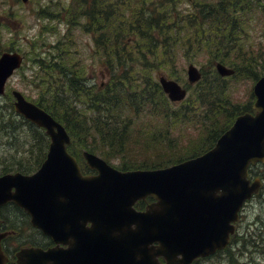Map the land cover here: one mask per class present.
Instances as JSON below:
<instances>
[{"label": "trees", "instance_id": "trees-1", "mask_svg": "<svg viewBox=\"0 0 264 264\" xmlns=\"http://www.w3.org/2000/svg\"><path fill=\"white\" fill-rule=\"evenodd\" d=\"M73 1L65 16L72 23L86 15L84 27L98 33L96 43L111 68L107 81L98 87L84 80L68 36L49 55L34 57L35 101L64 124L73 155L87 149L121 169L162 167L206 151L238 114L253 111L252 93L240 103L230 88L264 74V0H100L91 6ZM178 57L201 62L202 77L194 85L184 82L188 96L171 102L153 72L167 68L168 76L184 79ZM217 61L234 74L220 76ZM19 121L27 123L32 142L26 140L28 149L16 150L0 165L29 172L45 158L48 138L41 128ZM13 123L6 118L0 135ZM8 134L16 139L14 131ZM84 170L90 171L85 165ZM13 209L4 223L22 228L21 210Z\"/></svg>", "mask_w": 264, "mask_h": 264}, {"label": "water", "instance_id": "water-1", "mask_svg": "<svg viewBox=\"0 0 264 264\" xmlns=\"http://www.w3.org/2000/svg\"><path fill=\"white\" fill-rule=\"evenodd\" d=\"M21 60L16 52L0 57V93ZM216 67L221 75L233 73L221 63ZM200 75L189 64V81ZM160 81L171 100L185 97L186 88L177 81L164 77ZM13 93L16 111L45 127L51 141L37 171L0 176V204L15 200L30 212L34 225L56 240L87 246L89 256L94 261L100 258L99 263L157 264L154 256L163 253L167 264H187L200 253L223 247L241 205L260 185L258 179L250 181L248 167L264 161V75L253 86L255 112L238 115L203 154L165 168L120 171L84 151L87 163L97 170L92 175H83L66 150L70 136L64 126L19 91ZM148 194L157 201L136 211L135 200ZM4 235L0 233V240ZM155 240L160 247L149 245ZM69 254L70 249L25 248L18 252V264H47L43 256L59 264ZM5 260L0 246V264Z\"/></svg>", "mask_w": 264, "mask_h": 264}, {"label": "rangeland", "instance_id": "rangeland-1", "mask_svg": "<svg viewBox=\"0 0 264 264\" xmlns=\"http://www.w3.org/2000/svg\"><path fill=\"white\" fill-rule=\"evenodd\" d=\"M49 0H31L26 5H21L17 3L16 0H0V10L2 9L5 14H8L9 17L0 18V21H5L6 24L10 26L11 31L4 30L6 34V38L1 39L5 40L10 37H15L14 47L18 50H22L29 54L31 50V39L37 36V30L41 24V19H38L35 15L36 8L40 6H45ZM12 7L16 11V16L13 17L10 13ZM55 34L50 35V40L55 41ZM80 42V47L83 52L84 57L88 60L89 66L94 73L92 77H94L96 83H101L104 80L107 81L108 76L104 73L100 72V66L97 65L93 60L90 59L91 51H92V41L86 35H80L78 37ZM45 50V47L41 48ZM70 51L73 53V48H70ZM153 59V58H152ZM203 60V63H205ZM189 61L187 59H182V57H178L177 65L180 69L183 70V78L178 79L182 84L187 82L186 80V67ZM199 68L202 69L201 62H193ZM162 73L167 75V68H164ZM36 72L35 65L31 61H27L22 71H18L14 73V75L9 79L8 87L18 88L23 91L30 98L36 99L38 97V90L35 88H31L30 77L34 75ZM159 72H153V75L157 76ZM25 74V75H23ZM139 74V73H138ZM253 82L247 80H238L233 83L230 88V92H232L233 100L239 101L240 103H244L249 100L250 93L252 92ZM251 100V99H250ZM11 100H8L4 96H0V117L3 115V119L0 118V126L4 124L6 118L14 119V123L12 125H8L3 130L4 135H0V160L8 159L13 154H17L16 150H26L29 148V145L26 144L28 140L32 142V135H29L30 129L27 128L26 125H22L23 122L19 121V119L12 114L10 110ZM15 127V128H14ZM16 135V139L10 138L9 134L6 136V132H12ZM31 137V139H30ZM27 140V142H26ZM30 144V143H29ZM20 156V154H18ZM115 161V160H112ZM117 164V163H114ZM2 165H0V170H2ZM254 173L263 175L264 174V164L259 165L258 167L253 168V176ZM241 220L238 223L237 235L242 240H246V238L251 237L255 240V243L259 242L262 250L264 251V188L261 192V195L255 196L251 201L247 202L242 211H241ZM252 244L247 245L244 243L237 242L232 248L233 258L236 260V264H264V254H258L252 251ZM245 249L246 252L242 254V250ZM224 261H216L217 264H228ZM245 262V263H241ZM200 264H212L210 261L202 262Z\"/></svg>", "mask_w": 264, "mask_h": 264}, {"label": "flooded vegetation", "instance_id": "flooded-vegetation-1", "mask_svg": "<svg viewBox=\"0 0 264 264\" xmlns=\"http://www.w3.org/2000/svg\"><path fill=\"white\" fill-rule=\"evenodd\" d=\"M10 209L7 211L8 212V214L9 213H11V212H13V208L12 207H9ZM21 220H22V218L20 217V222H21ZM23 220H25L26 221V217H24L23 216ZM4 227V226H3ZM5 228V227H4ZM18 236L20 237V238H23V239H25V240H28L29 242H30V244H27V245H31V243H34V240H36L35 242V244L37 245V246H40V247H42V248H47V247H50V246H52V245H54L55 244V242L53 241V239L51 238V237H49L48 235H46V234H44L42 231H40L39 229H33V228H27L23 233L22 232H18ZM19 237H17V238H19ZM13 245H16L15 244V242L13 241ZM4 246H5V249L6 250H9V251H13V247H12V245L11 244H9L7 241H5V243H4ZM226 249V248H225ZM225 249H223V251L225 250ZM80 252H81V254L82 255H87V251H82V250H80ZM228 252V251H227ZM226 251L223 253L224 254V256H227L226 255V253H227ZM218 254V255H217ZM217 255V256H216ZM219 255H222V254H219L218 252H216V253H214L213 255H211V256H207V257H204V258H202V257H198V258H196V259H194L193 260V262H192V264H200L201 262H204V261H211L212 260V258H214V257H212V256H216L217 257V259L218 260H220V257L221 256H219ZM230 257V256H229ZM231 258V257H230ZM232 260H233V258H231ZM158 260H159V262L160 263H163L164 262V259L162 258V257H158ZM227 260V262L230 264V259L228 258V259H226ZM8 263V262H7ZM8 264H15V261H14V259H13V261H11V262H9Z\"/></svg>", "mask_w": 264, "mask_h": 264}]
</instances>
